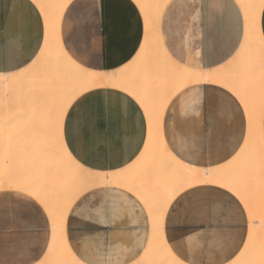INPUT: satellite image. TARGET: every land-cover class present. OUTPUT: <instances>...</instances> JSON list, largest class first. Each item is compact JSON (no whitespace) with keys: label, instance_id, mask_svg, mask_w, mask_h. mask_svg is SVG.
I'll return each instance as SVG.
<instances>
[{"label":"crops","instance_id":"obj_1","mask_svg":"<svg viewBox=\"0 0 264 264\" xmlns=\"http://www.w3.org/2000/svg\"><path fill=\"white\" fill-rule=\"evenodd\" d=\"M44 25L31 0H0V73H15L34 60L44 41ZM259 31L264 38V5ZM144 33L143 17L133 0H70L59 24L66 54L97 72H112L131 62ZM158 34L163 48L179 64L214 70L238 51L244 18L235 0H169ZM261 126L264 139V111ZM159 128L168 152L178 160L222 170L230 169L241 149L247 123L230 92L215 84H199L171 98ZM20 136L10 124H0V138ZM62 138L81 166L95 172H121L138 163L148 124L132 97L116 89L96 88L70 104ZM231 194L224 187L204 183L181 191L171 201L163 217V234L167 247L183 264L238 260L250 220L242 201ZM66 231L71 251L83 264H138L149 241L150 218L131 192L102 186L75 200ZM49 242L50 222L39 201L16 188L0 189V264H39Z\"/></svg>","mask_w":264,"mask_h":264},{"label":"bare ground","instance_id":"obj_2","mask_svg":"<svg viewBox=\"0 0 264 264\" xmlns=\"http://www.w3.org/2000/svg\"><path fill=\"white\" fill-rule=\"evenodd\" d=\"M31 1L44 20L45 35L28 66L15 73H0V124H10L21 134L0 138V189L25 191L45 209L50 242L39 264H83L68 244L66 218L80 195L102 186L126 189L149 214L150 237L138 264H183L166 245L163 217L177 194L204 183L228 189L248 212L247 242L232 264H264V38L259 31L264 0H235L244 18V36L235 56L214 70L183 66L163 48L158 25L169 0H133L144 20V39L133 60L112 72L85 69L64 51L59 24L70 0ZM199 84L223 87L244 110L246 137L230 169L184 164L168 152L163 141L159 127L166 105L182 89ZM96 88L126 93L146 116V147L138 163L127 170H88L72 158L63 142L68 107ZM34 133L40 136L32 137ZM35 140L37 145L32 146Z\"/></svg>","mask_w":264,"mask_h":264}]
</instances>
